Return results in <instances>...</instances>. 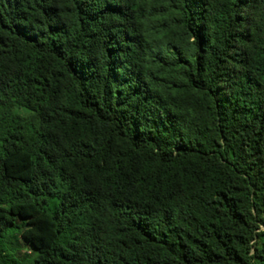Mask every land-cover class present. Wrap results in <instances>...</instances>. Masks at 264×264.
<instances>
[{"label": "trees", "instance_id": "obj_1", "mask_svg": "<svg viewBox=\"0 0 264 264\" xmlns=\"http://www.w3.org/2000/svg\"><path fill=\"white\" fill-rule=\"evenodd\" d=\"M0 264H264V0H0Z\"/></svg>", "mask_w": 264, "mask_h": 264}, {"label": "rangeland", "instance_id": "obj_2", "mask_svg": "<svg viewBox=\"0 0 264 264\" xmlns=\"http://www.w3.org/2000/svg\"><path fill=\"white\" fill-rule=\"evenodd\" d=\"M22 251L24 252V250L22 249Z\"/></svg>", "mask_w": 264, "mask_h": 264}]
</instances>
